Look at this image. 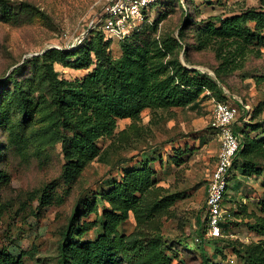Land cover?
Wrapping results in <instances>:
<instances>
[{
  "label": "rangeland",
  "instance_id": "374dc122",
  "mask_svg": "<svg viewBox=\"0 0 264 264\" xmlns=\"http://www.w3.org/2000/svg\"><path fill=\"white\" fill-rule=\"evenodd\" d=\"M108 1L0 0V108L7 111L0 110V261L62 264L59 245L75 215L72 224L81 229L75 247L103 264H130L122 258L124 246L145 233L150 242H144L137 264H203L193 248L198 234L212 264H264V47L206 29L250 10L264 13V0H159L148 8L149 20L137 37L119 40L101 32L110 41L104 57L112 60L121 56L124 42L133 49L157 42L145 62L156 94L166 93L172 102L114 117L112 134L90 145L94 155L87 145H68L65 152L62 136L72 138L75 131L58 122L63 113L51 101L49 83L55 74L66 89L76 88L94 67L93 55L83 70L69 64L72 58L46 52L76 49L96 31L90 32L89 23ZM97 40L88 46L91 52ZM176 63L189 78L211 86L187 91L193 99L179 102ZM20 86L24 101L15 92ZM214 101L237 108L233 128L247 143L230 172L222 206L231 216L216 240L202 223L219 151L209 126ZM107 107L114 111L113 102ZM67 110H78V121L89 115L70 103ZM132 183L136 206L125 214L114 210L122 203L114 198ZM103 227L116 238L113 245L103 244Z\"/></svg>",
  "mask_w": 264,
  "mask_h": 264
},
{
  "label": "trees",
  "instance_id": "16d2710c",
  "mask_svg": "<svg viewBox=\"0 0 264 264\" xmlns=\"http://www.w3.org/2000/svg\"><path fill=\"white\" fill-rule=\"evenodd\" d=\"M219 23L220 25L217 28L212 24H207L206 29L208 33L228 38H239L248 45L264 47V13L250 10L240 16L226 18L225 20L220 19ZM148 27L149 25L146 28ZM144 30L141 28V32H135L131 37H137L142 34ZM95 37L98 38L97 41L99 47L93 49L94 51L91 52V49L88 48V46L91 45V42ZM162 42L164 43V41ZM109 43L110 41H103V35L101 32L95 31L91 32L87 39L84 38L80 45L74 50L67 49L64 51H58L56 49H50L46 52H59L65 58H72L73 61L69 64L75 69L83 70L91 67V53L93 55L94 67L90 73L83 77L82 82L78 84L76 88H72V84H69L70 87L66 89L63 86L62 81L57 80L55 74H53L49 83L51 88L50 91L52 92L51 101L63 113V117L59 119L58 122L65 127V130L75 131L72 138H68L64 135L62 136V138H64L63 145H65V152L67 151L68 145H74L75 147L78 145H87V151L94 155L97 149L90 147V145H93V140L97 136H110L112 134L115 128L114 117L137 116L144 109L166 107L172 102L170 101L171 97L166 93V96H162L163 98L156 94L157 90L152 88V73L149 72L145 62V58L151 48L158 47L157 42H145L143 45L144 47L138 49H133L131 44L124 42L121 45L122 54L115 60H112L109 57H104V47L109 45ZM165 47L169 50L172 48V45L168 43ZM35 60L36 58H33L27 62H34ZM103 65L109 68L103 69L105 68ZM175 66V76L177 77L176 79L178 83L177 86L179 85L180 87H183L182 91L186 92L185 95L184 93L182 94V91L180 92L179 102H182L184 97L186 102H190L193 99L187 91L195 90L196 93H200L203 87H206L207 85L211 86V82L206 81V79L189 78L187 75L188 70L182 67L179 63H176ZM16 90L17 91L15 92H17L20 98H22L25 93L24 86L17 87ZM47 93L50 94L49 91ZM8 96H10V94ZM22 99L23 100L21 101H24V98ZM10 100L11 99L9 98V103L12 102ZM109 102L114 103V111L110 107H107ZM68 103L82 112H88V117L84 121H78V110H67ZM13 109H10V111ZM0 110L3 113L7 112L2 108H0ZM233 132L239 137L241 148L233 160L231 170L238 168L236 162L242 157L247 146L243 136L240 135V132H238L236 128H233ZM72 170L73 169H71V171ZM232 176L235 175L233 174ZM145 178H147V176H145ZM139 180L140 186L143 185V179L139 177ZM229 180L230 177L228 181ZM136 186V183L130 184V188L125 187V195L119 193L114 198V200L117 198L122 202L119 206H115V204L112 203L114 204V210H118L125 214L129 209H133L136 206L137 197H132L131 195V192L133 193L136 190ZM230 214L231 213L228 210L227 215H225V221L221 224L222 234L228 224L231 216ZM75 217L76 216L74 215L72 220H70V223L66 228V233L59 245V258L61 263L85 264L86 262L83 261V257H86L87 261L91 260L94 264H103L99 262L100 258H96V255L91 259L92 253L90 251H84L81 247H75L77 242L74 241V237L76 235L78 236L81 231L78 225L72 224V222H75ZM202 223H204V227L206 228V221L204 219L202 220ZM197 224H200L199 219H197ZM107 225L109 224L107 223ZM102 232L103 244L106 246L113 245L116 238H111V232L107 230V227H103ZM145 234L140 238L133 239L129 244L124 246V253L122 255L123 260H126L130 264H137L138 259L144 258V242H150ZM219 238L209 239L216 240ZM150 239L155 240L154 237H151ZM205 244L206 241L203 238V235L198 234L195 247L193 248L199 252L203 264H212L207 258ZM92 249L94 248H91V250ZM0 264H2L1 261ZM253 264L261 263L255 261Z\"/></svg>",
  "mask_w": 264,
  "mask_h": 264
},
{
  "label": "built area",
  "instance_id": "2783aa9c",
  "mask_svg": "<svg viewBox=\"0 0 264 264\" xmlns=\"http://www.w3.org/2000/svg\"><path fill=\"white\" fill-rule=\"evenodd\" d=\"M159 0H109L102 12L90 21L89 29L104 35L124 40L149 20L148 8ZM82 40H80L81 43ZM79 43V44H80ZM237 108L225 102L214 101L209 112V126L214 132L219 151L214 169L209 175L206 186L205 214L206 231L209 238L222 236L221 224L227 211L222 206L228 185L233 160L241 148V141L233 132Z\"/></svg>",
  "mask_w": 264,
  "mask_h": 264
}]
</instances>
